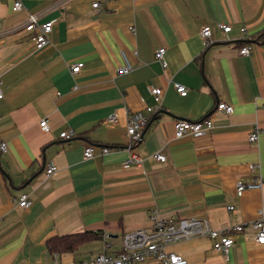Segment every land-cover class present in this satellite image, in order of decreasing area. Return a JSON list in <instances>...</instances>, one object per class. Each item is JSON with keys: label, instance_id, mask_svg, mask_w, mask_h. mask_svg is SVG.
<instances>
[{"label": "crops", "instance_id": "1", "mask_svg": "<svg viewBox=\"0 0 264 264\" xmlns=\"http://www.w3.org/2000/svg\"><path fill=\"white\" fill-rule=\"evenodd\" d=\"M20 1L24 8L13 12L10 1L0 0V143L7 145L6 153L0 150V264L116 255L124 234L149 229L152 211L164 220H206L215 230L243 226L226 261L205 237L170 245L188 264H264V244L254 241L250 225L264 214V186L235 194L238 181L264 175V38L254 39L264 31V0ZM28 14L53 21L41 49L30 34L14 31ZM206 24L214 42L205 49L199 30ZM247 44L250 54L240 56ZM159 48H165L164 71L154 59ZM120 51L132 64L124 75L116 74ZM75 63L83 67L72 76ZM172 83L187 95L179 96ZM150 86L162 89L150 120L160 118L145 127L136 148L142 167H123L126 116L154 106ZM219 102L233 105V114L216 112ZM113 113L116 125L106 122ZM211 114L207 134L174 137L175 120ZM42 119L48 133L39 128ZM253 127L260 132L250 143ZM63 131L75 136L61 139ZM89 144L96 155L84 160ZM101 147L109 153L99 155ZM48 165L55 167L49 177ZM22 194L31 201L26 209L17 206ZM75 234L95 237L73 253L49 251L48 239Z\"/></svg>", "mask_w": 264, "mask_h": 264}, {"label": "built area", "instance_id": "2", "mask_svg": "<svg viewBox=\"0 0 264 264\" xmlns=\"http://www.w3.org/2000/svg\"><path fill=\"white\" fill-rule=\"evenodd\" d=\"M11 2V10L13 12L21 11L24 7L20 0H8ZM98 4L93 3L92 8H97ZM41 14H28L27 19L17 26L15 30H23L31 35V41L36 49L45 47L49 40L48 36L52 31L53 21L42 22L40 20ZM216 28L221 32L227 34L231 31V26L223 23H216ZM133 31V28L131 29ZM245 32V29H241ZM199 36L202 39L203 47L206 49L214 42L213 31L210 25H203L199 30ZM251 47L249 44L242 46L238 53L240 56H247L250 54ZM136 54V53H134ZM165 48H159L154 53V59L161 69L164 71L166 64L164 61ZM120 56L123 64L117 68V75H124L132 70V64L125 51H120ZM83 67L82 63H75L70 67V74L75 76ZM175 92L179 96H186L188 90L183 85L172 83ZM149 91L153 96L154 106L145 108L146 114L137 112L126 116V138L127 142L124 149L128 156L123 161V167L135 165L142 167V159L138 155L136 148L141 142L142 134L145 127L150 121L151 115L158 111L162 102V89L155 86H150ZM3 98L2 82L0 81V100ZM264 106V102H263ZM216 112L223 115L230 116L234 112V107L225 102H219L215 108ZM106 122L111 125H116L119 122L116 113L111 114ZM39 128L43 133L50 131L46 119L39 121ZM213 128L212 114L197 121L175 120L174 121V137L176 139L182 138L185 135L195 137L207 134ZM259 129L253 127L248 137L250 143H255L258 140ZM75 136L73 131H63L59 134L61 139H71ZM0 150L6 153L7 145L5 142L0 143ZM109 148H98L99 155L109 153ZM96 155V148L94 145H87L83 150V159L90 160ZM153 158L156 161L164 162L165 155L162 153H155ZM255 165H250V171L256 170ZM55 172L53 165H48L45 169V175L51 176ZM264 186V175L255 176L248 183L238 181L235 187V194L240 197L246 190L260 189ZM31 205V201L27 194H22L17 199V206L21 209H26ZM233 207H228L232 210ZM149 229H139L123 235L121 240V249L116 255H107L105 253L98 254L91 258L88 262H70L67 264H188L186 259L181 255L172 253L167 248L177 242L190 239L192 237H205L211 241L212 251L223 256L224 260H228L229 252L234 244L235 235L243 231L242 225L226 226L221 229H212L206 220L196 218L164 220L160 219L155 211L149 215ZM254 230V241L257 244H264V214L258 213V217L250 223Z\"/></svg>", "mask_w": 264, "mask_h": 264}, {"label": "trees", "instance_id": "3", "mask_svg": "<svg viewBox=\"0 0 264 264\" xmlns=\"http://www.w3.org/2000/svg\"><path fill=\"white\" fill-rule=\"evenodd\" d=\"M264 38V31L260 32L255 39L258 43ZM95 236L90 234H75L61 237H52L47 240L46 244L49 251L53 254L73 253L82 243L93 239Z\"/></svg>", "mask_w": 264, "mask_h": 264}, {"label": "water", "instance_id": "4", "mask_svg": "<svg viewBox=\"0 0 264 264\" xmlns=\"http://www.w3.org/2000/svg\"><path fill=\"white\" fill-rule=\"evenodd\" d=\"M160 114H166V112H164V111H160ZM158 118H160L159 116L158 117H153L150 121H149V123L147 124V127L152 123V121H154V119H158ZM144 133V132H143ZM142 136H143V134H142Z\"/></svg>", "mask_w": 264, "mask_h": 264}, {"label": "rangeland", "instance_id": "5", "mask_svg": "<svg viewBox=\"0 0 264 264\" xmlns=\"http://www.w3.org/2000/svg\"><path fill=\"white\" fill-rule=\"evenodd\" d=\"M169 247H170V246H169ZM169 247H168V248H169ZM168 248H167V250H169Z\"/></svg>", "mask_w": 264, "mask_h": 264}]
</instances>
